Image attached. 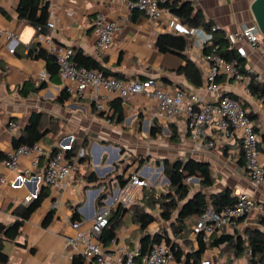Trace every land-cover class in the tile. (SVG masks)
Wrapping results in <instances>:
<instances>
[{
	"label": "crops",
	"instance_id": "obj_1",
	"mask_svg": "<svg viewBox=\"0 0 264 264\" xmlns=\"http://www.w3.org/2000/svg\"><path fill=\"white\" fill-rule=\"evenodd\" d=\"M44 1L48 4V20L53 22L54 29L47 28L45 34L41 35L29 23L18 20L15 9L18 0H0V27L15 32L19 46L16 48V54H10L5 40L0 39V178H5V183H0V224L10 225L15 220H20L16 209L28 207L33 199L26 202L25 197L34 192L38 195L40 187L44 185H37L35 179L33 183H25L24 187L18 190L10 189L8 183L14 174L2 163L15 147L16 139L21 136V130L32 114L39 116L38 131L44 135L39 142L47 151L55 148L59 139L78 137L85 142L89 164L81 165L79 173L69 180L62 191L49 189V195L23 221L16 240L3 243L2 251L8 256L6 264H72L74 254L65 242L67 237L74 235L70 206L77 207L84 226L82 227L87 229L98 209L96 198L103 188L97 189L93 182L86 179V174L92 173L98 181L112 182L113 190H116L119 187L118 176L124 178L129 173L138 171L157 196L168 184L164 176L160 179L161 173L163 174V161L171 164L175 160L184 163L191 160L209 165L213 180L212 185L206 188L196 182L198 188L191 190L168 221L161 219L157 203L153 204L154 200L142 199L143 190L136 199L134 207H142L154 218L147 228L148 234L162 232L170 239L168 246L175 245V248L180 249V262L174 258L172 264H184L188 254L198 252L200 239L191 234L196 217L187 219L181 232H173V227L178 229L176 220L183 205L197 192H202L207 201L212 195L224 191L229 192L231 197L238 194L251 196L255 200L256 208L240 221L236 228H225L222 232L228 235L238 232L243 235L249 229H257L264 233V226L258 221L260 216H264V183L258 187L251 184L238 139H225L213 131L210 139L214 141L215 147L212 150H202L189 139L185 120L182 118L170 122L175 135L172 139H162L159 134L152 136L150 131L147 133L140 126L141 123L146 125L144 120L152 108L148 100L132 96L128 99L127 107H123L115 95L103 92L105 110L96 111L90 99L78 100L69 97L63 90V83L58 74L42 80L40 75L48 74L45 60L26 56L30 43L38 44L39 49L47 54L45 40L50 37L56 44L69 47L73 51L81 50L117 79L140 81L154 78L165 89L195 91L200 93L206 102H212L215 95L203 90L207 69L199 60L200 52L195 47L194 37L189 36L188 46L183 54L198 68L200 87H196L180 73L185 67L182 58L160 53L154 47L158 35L170 31L181 33V24L173 18L175 16L170 12L166 13L162 22L155 23L136 11L128 12L121 0ZM252 1L181 0L189 2L195 10L201 11L207 21L212 22L213 26L220 28L225 34L254 24L249 10ZM97 14L105 15L120 26V32L111 48L103 53L96 50L95 35L90 26L91 20ZM247 52L245 69L260 77L258 82L264 83V39L260 41L258 49H247ZM40 83H44V86L34 90ZM217 83L220 94L227 93L238 98L245 104L246 111L253 115L251 122L257 130L260 143L259 161L264 164V100L250 92L244 94L242 84H237L230 78L219 77ZM65 94L67 96H64ZM118 113H121V121L118 120ZM132 113H137V119L132 117L127 120L126 124L131 125L126 127L122 120ZM10 121L17 124L18 131L9 132ZM47 154L48 152L42 156L40 168L32 172L35 176L41 175L40 170ZM142 160H145L143 164ZM29 162V158H22L20 168H26ZM140 164L142 168L139 167ZM106 186L108 187V184ZM80 187L84 195L78 197L75 192ZM113 192L109 195H113ZM50 211H53V218L46 225L44 221ZM141 235L132 213L128 212L116 227L115 239L112 241H116L118 245L125 244L126 247L135 248L138 247ZM225 246L207 248L198 257V262L201 257H206L212 264H225L232 255ZM237 258L236 256V262H247L245 256L242 260ZM86 263L97 264L96 261ZM191 263L196 264L193 261Z\"/></svg>",
	"mask_w": 264,
	"mask_h": 264
},
{
	"label": "built area",
	"instance_id": "obj_2",
	"mask_svg": "<svg viewBox=\"0 0 264 264\" xmlns=\"http://www.w3.org/2000/svg\"><path fill=\"white\" fill-rule=\"evenodd\" d=\"M71 1V0H67ZM168 0H121L128 12L136 11L147 17L152 22H162L164 15L169 13L168 9L161 7ZM176 21L178 19L173 17ZM48 29L53 30L54 24L48 20ZM90 26L95 35V47L98 53L109 50L120 32L118 22L109 20L103 14H97L91 20ZM220 29L216 26L212 28ZM173 32V31H170ZM178 33V32H176ZM195 38L197 51L200 52L199 60L206 66L203 90L215 95V100L206 102L203 96L195 91H186L180 88L174 90L165 89L160 82L154 78L144 80L124 81L117 78L105 77L98 70L87 69L77 66L72 57L74 52L71 48L54 43L50 37L46 38V52L54 60L57 74L63 83L64 92L74 99H90L96 111H104L105 96L102 91L115 95L123 107H127L128 99L132 96H139L151 102L146 121V131L159 126L162 134L165 131L171 135L168 128L170 122L182 118L189 139L193 144L202 150H212L215 147L214 141L210 139L213 131L225 139L236 138L240 142L241 152L244 159L247 176L254 187L264 183V164L259 161V138L247 112L234 98L220 94L217 79L219 77L230 78L237 84H242V92L249 94L248 84L251 76H254L233 59L226 61L218 55L216 48L212 46V35L209 32L196 28H187L181 25V33ZM255 24L245 25L239 30L226 34L228 49L233 50L241 58L248 57L247 49L253 51L258 49L262 36ZM0 39L6 42V48L10 54H14L18 46V36L15 32L3 30L0 27ZM48 74L42 73L40 78L47 80ZM256 80L260 77L255 76ZM137 113L127 115L122 124L126 127V121ZM135 119V120H136ZM142 127V123L140 125ZM10 133L17 131L15 122L8 123ZM74 138H62L57 141L56 151H47L40 142L32 144H21L13 148L2 161L4 167L13 172L14 177L8 183L10 189L18 190L24 187L25 183L44 184L55 191H62L69 180L75 177L81 167L79 159L88 155L84 147L76 152L75 156L67 157L68 151L72 150ZM45 156L40 176L32 172L40 167L42 156ZM29 158L30 162L26 168H20V160ZM191 180L193 178H190ZM0 183H5V178H0ZM150 187L147 180L138 171L129 173L123 178V185L113 190V195H106L101 201V206L95 211L90 226L82 230L81 221L71 222L74 235L65 239L66 245L72 249L74 255L81 256L85 262L96 261L97 264H172L174 252L172 248L164 243L154 245L147 252L135 247L129 250L125 244L118 245L111 241L104 246L98 241L103 229L108 225V218L112 209L128 207L136 202L138 195L144 188ZM103 188L101 189V191ZM37 191V189L35 190ZM37 192L25 197L26 202L35 199ZM234 202L220 212L207 208L195 221L191 234L199 238L203 244H207L213 236H219L225 228H236L238 220L245 218L255 208V200L247 194H238ZM196 264H212L211 260L201 257Z\"/></svg>",
	"mask_w": 264,
	"mask_h": 264
},
{
	"label": "trees",
	"instance_id": "obj_3",
	"mask_svg": "<svg viewBox=\"0 0 264 264\" xmlns=\"http://www.w3.org/2000/svg\"><path fill=\"white\" fill-rule=\"evenodd\" d=\"M161 7L168 9V11L178 19L181 25H184L190 29L196 28L211 33L212 46L216 48L218 55H220L226 61H231L233 59L238 60L242 67H244L243 72L246 73L245 60L241 59L235 51L228 49V40L226 38L225 32L221 29H215L214 31H212V28L214 27L212 22L207 21L202 15L201 11L195 10L189 2H181V0H168ZM15 9L17 12L18 20H21L25 23L35 24L37 27H43L48 21V4L44 0H18ZM188 38L189 35L187 34L166 32L158 35L155 40L154 47L160 53H169L182 58L185 61V67L180 70V73L188 78L196 87H200L201 78L198 68L183 54L186 47L188 46ZM27 50V57H40L45 60L47 67L46 70L49 76L57 74V68L53 58L39 49L38 44L30 43L27 46ZM73 52L74 55L72 57V60L77 66L98 70L105 77L116 78L111 76L108 71L104 70L93 59L84 55L81 50H74ZM43 86L44 83H40L34 90ZM248 87L252 95H256L259 99L264 100V83L258 82V80L255 79V76H251ZM224 95H228L237 100V102H239L242 108L246 111L245 104L238 98L227 93H225ZM64 96L67 95L65 94ZM118 115V120L121 121V113H118ZM247 116L250 118V120L253 119V115L251 113L247 112ZM38 121L39 116L37 114H32L29 117L26 125L21 130V136L16 139L15 147L21 144L29 145L42 140L44 135L38 131ZM254 131L255 133H257V130L254 129ZM150 134L152 136L159 134V126L153 127L150 130ZM173 137H175V135L172 131L170 138L172 139ZM262 140L264 141V136H262ZM81 147H85V142L81 140V138L75 137L72 144V150L68 151L66 156L69 158L75 156L76 152ZM258 148L260 149V143L258 144ZM55 151L56 149L54 148L52 150V153H54ZM79 163H81L82 165L89 164L88 155L80 158ZM162 167L163 174L168 180V190L166 192H161L160 195L156 196L152 187L144 188L142 199L148 198V200H154L153 204L157 203L160 210L161 219L164 221H168L170 220L173 212L178 209L179 204L184 201L190 193V189L185 183L186 178H198L199 184L203 188L211 186L213 180L211 177L209 165L199 164L191 160L186 163L180 160H175L171 164L163 161ZM86 175V179L89 182H93L94 186L97 189L103 187V190L96 198V206H98L99 208L101 206V201L106 197V195L112 193V182L108 183L104 180L98 181V179L94 177L92 173H88ZM122 178L123 176H118L117 178L119 186L123 185ZM106 184H108V187L106 186ZM48 195V187L42 185L40 187L38 195L35 199L32 200L28 207L23 209H16L17 215L20 217V220H15L10 225L0 224V264H6L8 261V256L2 251L3 243L14 242L16 240L23 221L27 219L29 215L38 208L40 202ZM233 202L234 197H231L229 192L227 191L212 195L209 201H207L205 195L202 192H197L191 200L183 205L176 220L178 229L175 230L176 228L173 227V232H181L182 228L184 227V222L187 219L191 217L198 218L207 208H210L215 212H220L225 207L231 205ZM135 203L136 202L132 203L128 207L119 206L111 210L108 218V225L103 229L98 238V241L104 246L110 244V242L115 239V229L118 226L119 222L128 212H130L132 213V218L134 219L135 224L138 225L139 231L142 234L141 238L138 241V248L142 251V253L147 252L151 247L157 244L165 243L166 245H170V239L165 236L164 233L157 232L153 235L148 234L147 228L154 221V218L151 214L145 212L142 207L135 208ZM71 209V221H81L79 217L80 215L77 212V207L71 206ZM52 218L53 211H50L44 221V224L47 225L48 223H50ZM243 219L244 218L239 219L238 222L242 221ZM258 221L262 226H264V216H260ZM221 245H226L225 248L229 249V251H231V253L235 254L237 257H240L247 252V254L249 255V257L246 259L247 264H264V233L257 229H249L243 235L239 234L238 232H235L231 235L224 234L222 232L219 236L211 237L207 244H203L200 240L198 252L195 254H188L184 260V264H190L192 261L193 263H198V257L202 253H204L207 248L219 247ZM175 247V245L171 246L174 252V258H176V261L179 263L181 255L180 249H177ZM127 248L129 250L133 249L128 246ZM71 263L87 264L85 260L79 255H74Z\"/></svg>",
	"mask_w": 264,
	"mask_h": 264
},
{
	"label": "rangeland",
	"instance_id": "obj_4",
	"mask_svg": "<svg viewBox=\"0 0 264 264\" xmlns=\"http://www.w3.org/2000/svg\"><path fill=\"white\" fill-rule=\"evenodd\" d=\"M260 38H261V35H260V37H259V40H260ZM262 39H264V38H262ZM103 92H105V91H102L101 92V95H102V93ZM168 128H169V130H170V132L172 133V130H171V126H170V124H168ZM142 129H144V130H146V126L145 125H142ZM159 132H160V128H159ZM148 133V132H147ZM159 135H160V137L162 138V139H165V140H168L169 138H170V134H168L166 131H165V133L164 134H162L161 132L159 133ZM84 148H86V147H84ZM86 150V149H85ZM87 151V150H86ZM88 153V152H87ZM145 160H142V164H143V162H144ZM132 163V162H131ZM142 164H140L139 165V167H141L142 168ZM157 166V165H156ZM159 167V166H158ZM140 168V169H141ZM162 172V171H161ZM160 172V173H161ZM162 176H164V174H162L161 173V175H160V179H162ZM165 177V176H164ZM185 183L188 185V187H189V189H190V193H191V190H195V189H197L198 188V183H196L195 181H193V180H191L190 178H186L185 179ZM48 189H51V187H49ZM163 189V191L162 192H166L167 190H168V184H166V186L164 187V188H162ZM76 195L78 196V197H81L82 195H84V193L82 192V190H81V187L78 189V190H76ZM189 193V194H190ZM78 203V202H77ZM76 203V204H77ZM71 207V206H70ZM90 223V222H89ZM88 224V223H87ZM91 224V223H90ZM90 224H89V226H90ZM84 227V226H83ZM81 228L82 230H84V228ZM222 251H224V250H222ZM221 251V254L223 253ZM225 252V251H224ZM243 256V255H242ZM242 256H240V257H238L237 259H240V260H242V259H244L243 257L245 256V259H247L248 257H249V255L247 254V252L244 254V256L242 257ZM232 258V259H231ZM235 259H236V255L235 254H232V255H230V259L229 260H227V262L225 263V264H242V261H240V262H236L235 261ZM245 264H247V262L245 263Z\"/></svg>",
	"mask_w": 264,
	"mask_h": 264
},
{
	"label": "water",
	"instance_id": "obj_5",
	"mask_svg": "<svg viewBox=\"0 0 264 264\" xmlns=\"http://www.w3.org/2000/svg\"><path fill=\"white\" fill-rule=\"evenodd\" d=\"M249 10L254 24L256 25L261 36L264 38V0H253L250 4ZM30 26L37 30L41 35H44L47 31L46 26L37 27L35 24H30ZM192 180L199 182V179L195 177Z\"/></svg>",
	"mask_w": 264,
	"mask_h": 264
}]
</instances>
